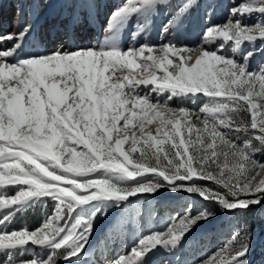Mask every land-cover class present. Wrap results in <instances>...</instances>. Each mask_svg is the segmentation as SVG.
<instances>
[{"label":"snow or ice","instance_id":"obj_1","mask_svg":"<svg viewBox=\"0 0 264 264\" xmlns=\"http://www.w3.org/2000/svg\"><path fill=\"white\" fill-rule=\"evenodd\" d=\"M194 2L126 0L112 12L108 28L112 32L134 16L169 8L174 12L163 29L167 33ZM233 5L225 23L204 29L201 43L209 47L191 65L185 54L192 49L171 42L126 51L105 43L41 53L26 50L29 24L0 36V44L15 41L0 49V184L7 176L12 185L29 186L0 198V210L7 209L0 212V250L8 255L3 264L33 251L32 246H42L48 255L18 264H57L61 256L73 264L89 246L97 215L164 188L196 194L233 217L264 204V181L252 184L264 170V162L255 158L264 151V64L251 63L264 51V0H233ZM63 6L86 8L89 18L98 7L93 0ZM70 20L81 17L73 11ZM173 54L176 60L169 58ZM149 85L154 87L144 92L142 86ZM197 94L208 98L198 110L169 106L174 99L196 103ZM154 122L155 134L146 132ZM146 173L154 175L147 179ZM45 198L54 202L53 212L38 229L8 230L19 211ZM89 206L95 209L90 216L77 215ZM212 215L194 214L187 205L164 231L140 238L131 256L144 257L136 262L144 264L158 246L178 252L193 228ZM250 250L251 233L243 225L195 264H249ZM175 259L179 264L180 257ZM110 264L132 260L117 255Z\"/></svg>","mask_w":264,"mask_h":264},{"label":"rangeland","instance_id":"obj_2","mask_svg":"<svg viewBox=\"0 0 264 264\" xmlns=\"http://www.w3.org/2000/svg\"><path fill=\"white\" fill-rule=\"evenodd\" d=\"M8 0H0V10L4 8ZM12 1L10 6H18L20 4L32 7V4L37 0H10ZM49 0H39L41 6H43ZM74 0H72L73 2ZM50 2V1H49ZM69 0H64L56 10L54 19L47 24L48 27L54 25V20L59 18L60 14L64 10V4ZM88 0H80V3H87ZM98 5L96 12L101 21H105L106 27H103V31L108 28L109 19L113 11L117 7L123 5L126 0H93ZM180 0H170V3L175 5ZM240 2V1H239ZM238 3V2H236ZM8 4H10L8 2ZM20 5V6H19ZM108 5L109 9L103 16L105 6ZM233 0H195L190 12L179 21L175 27L170 26L167 33L163 32L165 25H168L172 19L174 9L161 8L160 11L151 17H132L126 25L114 29L111 33V39L107 42L109 46L113 44L123 50H128L131 47H140L141 45H166L169 42L177 46H187L192 49L191 52L186 53L187 63L193 64L198 58L201 50L208 45L201 43V36L204 29L211 24H223L229 18V9L233 7ZM41 9V8H40ZM68 7L65 8V11ZM68 17L59 18L56 22L58 26L62 27L63 31L59 29V34L55 35L52 42L55 44L60 43L66 37L68 26L64 23V19L70 17L73 11L78 12L80 10L81 20L73 27V32L76 30L77 39L83 34L87 25L84 15L88 13L86 8H70ZM39 10L38 13H40ZM4 18V17H2ZM1 18V19H2ZM0 19V20H1ZM6 19V18H4ZM235 19V17H233ZM8 24V19H6ZM246 22H254L247 20ZM65 34V35H64ZM230 43V42H229ZM43 43H41L42 46ZM259 44V41H257ZM40 45V44H38ZM46 45V44H45ZM32 44L26 49L33 52L31 48ZM49 46V43L47 44ZM248 42H245V51ZM258 46V45H257ZM44 48V46H42ZM192 53H198L194 60H188L189 55ZM147 54V53H146ZM152 55H161L159 52H153ZM176 60L177 57L173 54L169 57ZM252 65L255 67L259 64H264V51L257 53L253 56ZM174 66V65H173ZM171 70V69H169ZM140 72L139 69L134 70ZM157 75H162L161 72H157ZM154 87L149 85L143 87L144 92H148L150 88ZM155 98V94L152 93ZM198 99L196 103L185 100L181 104L178 100H172L170 107H185L191 110H198L203 103L208 99L203 97L202 94H197ZM164 99L163 96L160 97ZM199 126V125H198ZM156 123L146 126V132L151 131L155 134ZM243 134H241L242 143ZM255 158L261 162H264V151H258L255 154ZM11 162V161H10ZM264 171H259V174ZM258 174V175H259ZM154 174L146 173L145 178L151 179ZM256 175L252 181L253 186L259 183L255 182ZM8 177H5V181ZM264 181V180H263ZM198 183L205 184V181H198ZM215 188V185H209ZM28 186H18L17 188H6L3 183L0 184V198L4 195H14L19 188H27ZM128 204H121L119 206H108L107 215H97L93 221V233L89 240V246L85 249V253H82V259L74 261L73 264H110V262L117 255H128L132 260V264H136L140 259L144 257L131 256L132 249L137 246L140 238L148 235L149 233L156 231H164L170 223L173 216H180L183 214L187 205H192V211L198 212L200 210H207L212 213V218L209 221L197 224L195 228L185 237L184 242L180 250L176 253H169L164 251L160 246L154 253H150L145 259L144 264H177L175 257H180L179 264H195V262L211 252L215 251L222 244L227 243L232 239L234 231L243 225H246L251 233V250L248 256L249 264H264V204L254 208L246 216L233 217L231 214L224 212L218 204L210 203L202 200L196 194H188L187 192H170L166 188L161 189L159 192L148 197H136L132 198ZM54 202L45 201L43 204L37 203L30 208H25L19 211L14 219L8 224V230H23L29 231L38 229L44 221L50 217L53 212ZM50 209V210H49ZM7 209L0 210V212ZM95 209L91 206L84 207L77 210V215L84 217L90 216ZM62 223V222H61ZM7 243V242H6ZM33 251H28L23 254L17 253L12 260V264H18V261L30 259L32 255L44 256L48 255V251L42 246H32ZM91 248V249H90ZM62 252L63 249L57 250ZM0 250V264L8 260V255L2 253ZM57 264H66L65 259L61 256L57 258Z\"/></svg>","mask_w":264,"mask_h":264},{"label":"bare ground","instance_id":"obj_3","mask_svg":"<svg viewBox=\"0 0 264 264\" xmlns=\"http://www.w3.org/2000/svg\"><path fill=\"white\" fill-rule=\"evenodd\" d=\"M49 1H47L43 6H41L39 0H37L32 4L31 8L30 7L28 8L23 4H20L21 6L19 5L20 6L19 8L18 6L15 5L10 6L12 1L8 0L4 8L0 10V19L2 17L9 19L10 10L13 9L14 11L12 15H16V14L20 15V18L24 20L25 24H27V22H31V25L35 23H39L37 28L34 30L35 32L26 38L25 41L26 49L32 44L31 48H33L32 49L33 52L39 51L41 53H47V52H54L56 50L72 51L75 50L77 47L80 48L94 47V46L98 47L100 45L107 43L111 39L110 30L105 29L103 31V27H106L105 21L100 22V18L98 17V13L96 12V8H95L92 10L91 18H89V11L86 15H84V19L86 20V23L84 25H87V27L85 28L83 34L80 35V38L83 39H77L76 36L77 29L73 32V27L76 26L78 22L71 23L69 17L67 21L66 19H64L63 21L64 23H67L66 26H68L67 33H65L67 34L66 37L62 38L63 40L60 43L55 44L54 42H52V39L54 38L55 35L59 34L58 32L59 29L63 31L62 27L58 26L59 23L56 21L59 18H62V16L68 17L69 11L71 10L70 8H68V10L65 11L66 7H64V10L60 14L59 18L54 20V25L48 27L49 31H47V24H49L54 19L57 8L64 0H59V1L49 0ZM8 2L10 4H8ZM55 3H57L56 6L54 8H51L52 5H54ZM108 9L109 6L106 5L103 11V16L106 14ZM39 10H41L40 13H38ZM78 13L80 15V10L78 11ZM4 18L0 20V29H1L0 36H6L9 33L17 34L20 32L21 29L19 31H12L11 26L8 27L7 21ZM69 35L71 36V39L68 38ZM14 42L15 41L12 42L5 41L3 44H0V49L11 48L12 43ZM43 42L44 44H42V46H44V48L41 46V43ZM48 43L49 46H47ZM197 54L198 53L190 54L188 60H194ZM263 180H264V171H262L256 177L255 182L260 183Z\"/></svg>","mask_w":264,"mask_h":264},{"label":"trees","instance_id":"obj_4","mask_svg":"<svg viewBox=\"0 0 264 264\" xmlns=\"http://www.w3.org/2000/svg\"><path fill=\"white\" fill-rule=\"evenodd\" d=\"M11 189V188H10ZM45 201H50V198H45ZM50 210V209H49Z\"/></svg>","mask_w":264,"mask_h":264}]
</instances>
